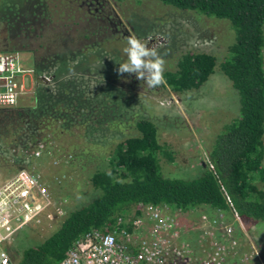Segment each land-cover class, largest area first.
I'll list each match as a JSON object with an SVG mask.
<instances>
[{
	"label": "trees",
	"instance_id": "obj_1",
	"mask_svg": "<svg viewBox=\"0 0 264 264\" xmlns=\"http://www.w3.org/2000/svg\"><path fill=\"white\" fill-rule=\"evenodd\" d=\"M21 1L27 11L20 13L15 29L7 26L8 35L25 38L29 44L35 42L39 49L46 48L50 56L38 55L33 61V103L0 108V168L30 169V155L39 143L64 140L63 148L75 154L80 169H86L94 156L87 152V147L77 144L78 138L90 126L104 129L108 124H115L122 115L117 103L120 95L115 87L85 73L65 75L74 59L81 64L88 58L83 47L91 49L95 45L88 42L85 45L89 27L74 20L71 2L76 0ZM155 1L230 23L235 41L229 46L220 69L238 94V115L217 136L209 153L210 165L191 180L163 176L158 157L166 156L171 161L169 152L158 142L154 123L138 119L134 124L137 135L113 148L106 169L91 173L89 181L98 195L84 206L66 212L51 235L38 245L22 250L16 264H58L85 233L119 232L124 225L118 219L133 214L139 205L165 206L171 211L206 208L208 214L223 211L225 222L232 227L231 237L241 240L243 236H239L232 224L236 222L226 204L225 192L246 227L250 222H264V191L254 184L264 182V0ZM80 8L77 6V11ZM99 40L97 44L101 45ZM23 47L27 51V46ZM37 47L28 52H36ZM60 66L64 67L62 71ZM215 67L216 60L209 54H183L174 70L164 71V85L174 93L197 90L214 73ZM47 75H52L54 84L42 81ZM53 188L61 187L53 185ZM236 225L238 231L242 230V226ZM231 261L227 263L240 264Z\"/></svg>",
	"mask_w": 264,
	"mask_h": 264
},
{
	"label": "rangeland",
	"instance_id": "obj_2",
	"mask_svg": "<svg viewBox=\"0 0 264 264\" xmlns=\"http://www.w3.org/2000/svg\"><path fill=\"white\" fill-rule=\"evenodd\" d=\"M81 1L71 2L75 10L74 20L81 26L89 27V31L86 32L89 39L85 40V45L87 42L95 45L91 46V49L83 47V51L88 52V58L81 64L79 60L74 59L69 69L64 71L65 75L73 77L85 73L94 80H103L102 82L115 87L120 95L117 103L122 115L115 124H108L104 129L90 126L86 131L90 136L88 137L84 131L78 138L77 144L84 149L87 147V152L94 156L92 159L94 161L89 163L86 169H80L79 165H76L75 154L70 149L63 148V145H66L64 140L56 144L64 150V153L67 151L73 154V160L69 165L54 169L48 165V159H44L38 164H34L33 161L28 162L30 168L44 171L46 185H50L55 196L59 195L56 197L66 201V212L80 208L98 195V191L91 187L89 181L91 173L96 169H106L107 158L113 148L126 138L137 135L134 124L138 119H147L154 123L158 142L167 149L171 157V161L166 156L158 157L163 176L185 180L199 177L206 166L210 165L209 153L217 136L222 132L223 127L238 115V94L220 69V64L228 55L229 46L235 41L230 23L226 20L207 18L194 12H183L161 5L155 0H105V10L111 11L115 15V20L120 21L127 32V35L113 34L109 31V26L97 24L93 15L86 13V7H81L77 11ZM22 4L21 0H0V32L4 27L7 31L8 25H12L15 29L14 25L20 20V13L27 11ZM62 6H64L63 1ZM60 27V32L65 33L64 28ZM132 35L141 39L148 47L157 48L165 60L164 71L174 70L178 58L183 54L206 53L216 60L214 73L199 89L184 93H174L164 83L150 88L143 81L137 80L134 75H120L115 69L118 67L117 63L126 60L123 48L126 47L127 38ZM99 39L101 45L97 44L100 42ZM20 40L24 43L22 46L18 45L19 48L27 46V52L19 54L24 59L29 58V62H24L26 67L33 68V61L38 55L50 56L46 48L39 49L35 42L31 41L32 44H29L25 38ZM4 42L0 40V53L3 52L1 45ZM35 47H37L36 52L33 50L32 54L28 52ZM262 58L264 69V50ZM62 69L64 67L60 66L59 70ZM47 76L51 79L46 84H54L52 75ZM34 85L35 80L30 87H27V94L19 100L17 106H29L33 103ZM48 88L52 90L53 86ZM90 130L91 132L88 133ZM5 172L6 170L0 168V173ZM56 174L66 176L60 189H54L49 181ZM254 184L259 190L264 191V182L256 181ZM168 210V213L170 212L169 214L176 219L184 242L197 252L199 231L196 227L199 217L206 213L205 209L171 211L168 208ZM131 215L132 212L126 218ZM233 221L231 220V223ZM60 222L50 228L24 230L18 234L14 245L8 250L12 264H16L19 260L23 249L41 243L56 230ZM232 224L235 231L239 232V236H243L236 255L239 259L236 261L240 263L243 255L256 251L259 258L253 260L254 264H264V222H250L246 227L240 219L242 226L240 231L236 223Z\"/></svg>",
	"mask_w": 264,
	"mask_h": 264
},
{
	"label": "built area",
	"instance_id": "obj_3",
	"mask_svg": "<svg viewBox=\"0 0 264 264\" xmlns=\"http://www.w3.org/2000/svg\"><path fill=\"white\" fill-rule=\"evenodd\" d=\"M43 76L42 81H50ZM34 81L33 68H27L17 53H0V108L16 107ZM34 164L48 159L50 168L67 166L72 155L54 142L39 143L32 154ZM43 170L22 168L0 173V264H12L9 248L24 230L50 228L66 215V201L56 197L46 185ZM65 174L49 180L60 187ZM234 221L240 218L227 194L223 192ZM165 206L139 205L131 217L119 218L124 228L119 232L90 231L82 235L58 264H227L237 255L239 239L231 237L232 227L223 211L199 217L201 232L195 252L182 237L176 219ZM258 253L243 255L240 264H254ZM229 263V262H228Z\"/></svg>",
	"mask_w": 264,
	"mask_h": 264
},
{
	"label": "clouds",
	"instance_id": "obj_4",
	"mask_svg": "<svg viewBox=\"0 0 264 264\" xmlns=\"http://www.w3.org/2000/svg\"><path fill=\"white\" fill-rule=\"evenodd\" d=\"M123 53L126 60L117 63L118 67L115 71L118 74L134 75L137 80L143 81L150 88L165 83V60L157 48L148 47L141 39L132 35L127 38Z\"/></svg>",
	"mask_w": 264,
	"mask_h": 264
},
{
	"label": "flooded vegetation",
	"instance_id": "obj_5",
	"mask_svg": "<svg viewBox=\"0 0 264 264\" xmlns=\"http://www.w3.org/2000/svg\"><path fill=\"white\" fill-rule=\"evenodd\" d=\"M105 6V0H82L79 5V7H86V13L93 15L95 22L100 26H109V31H111L113 34L120 33L123 35H127L126 29L123 27V25H121V22L115 20V15H113L111 11H106ZM103 13H105V15H103ZM0 40H2L3 42L5 41L1 45V50H3V52H7L10 50H15L16 52L21 53L25 52L23 51L25 47L19 48V46H22V41L20 40V38H12L10 35H8L5 27L0 32Z\"/></svg>",
	"mask_w": 264,
	"mask_h": 264
},
{
	"label": "crops",
	"instance_id": "obj_6",
	"mask_svg": "<svg viewBox=\"0 0 264 264\" xmlns=\"http://www.w3.org/2000/svg\"><path fill=\"white\" fill-rule=\"evenodd\" d=\"M3 53V52H2ZM14 53H17V54H22V53H18V52H14ZM20 56V55H19ZM20 58H22L21 56H20ZM22 60H23V64H24V62H29V58H22ZM31 61V60H30ZM26 67V66H25ZM27 68H31V67H27ZM205 209V211H207V209L206 208H204ZM237 252H239L238 250H237ZM237 259H239L237 256H233V257H231V258H229L228 259V261L230 262L231 260H233L234 262L237 260ZM232 262V261H231Z\"/></svg>",
	"mask_w": 264,
	"mask_h": 264
},
{
	"label": "water",
	"instance_id": "obj_7",
	"mask_svg": "<svg viewBox=\"0 0 264 264\" xmlns=\"http://www.w3.org/2000/svg\"><path fill=\"white\" fill-rule=\"evenodd\" d=\"M20 169H22V168H17V170H20Z\"/></svg>",
	"mask_w": 264,
	"mask_h": 264
}]
</instances>
